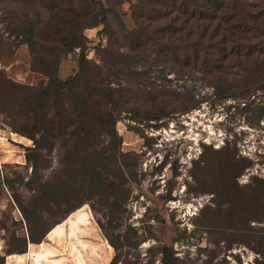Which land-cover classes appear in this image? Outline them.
I'll return each instance as SVG.
<instances>
[{
  "label": "rangeland",
  "instance_id": "374dc122",
  "mask_svg": "<svg viewBox=\"0 0 264 264\" xmlns=\"http://www.w3.org/2000/svg\"><path fill=\"white\" fill-rule=\"evenodd\" d=\"M146 1L111 3L108 28H84L85 47H64L56 76L77 74L85 58L92 76L99 65L98 74L107 76L104 85H114L106 73L111 60L106 48L130 50V32L147 23L151 29L179 26L174 14L170 17L176 21L140 17L134 6ZM221 2L218 18L229 14L231 24L237 23L235 17L245 23L227 43L224 51L233 56L225 65L209 72L190 67L175 71L158 60L147 78L143 71L130 78L133 86L122 74L121 85L130 87L128 108H104L114 116L116 135L94 128L99 138L95 134L80 154L72 147L73 127H62L54 116L52 131L61 134L53 149L40 150L36 158L45 180L55 179L65 167V190L53 195L52 213L38 207L39 229L62 220L70 204L81 202L47 232L52 241L43 239L47 246H61L60 251L43 244L30 253L29 247L33 261L28 264H108L113 256L116 264H164V248L170 250L172 264H264V79L248 75L264 71V21L253 22L264 11V0ZM58 3L0 0V141L22 155V163L15 156L0 166V182L10 180L7 186L0 184V255L6 253L12 232L28 239L10 193L31 194L18 178L30 175L24 155L33 142L18 131L31 130L40 115L29 111L33 96L24 87L48 81L38 56L58 48V16L72 18L61 13ZM151 6L154 15L165 7L161 1ZM27 27L32 28L30 40H36L34 49L24 42ZM151 41L139 48L148 49ZM152 109L165 115L150 119Z\"/></svg>",
  "mask_w": 264,
  "mask_h": 264
},
{
  "label": "trees",
  "instance_id": "16d2710c",
  "mask_svg": "<svg viewBox=\"0 0 264 264\" xmlns=\"http://www.w3.org/2000/svg\"><path fill=\"white\" fill-rule=\"evenodd\" d=\"M115 1L59 0L58 9L61 10V13H70L72 18L58 16L56 27L61 30L58 36V48L51 47L50 50H42L38 56V61L43 64V70L48 76V81L37 87H24L33 96L32 107L29 111L40 115L38 124L34 125L31 130L18 131L29 137L33 142V146L28 147L24 155L32 167L30 175L26 179L24 177L18 178L21 185L23 184L31 194L29 197L18 196L13 192L10 195L22 215L28 232V240L32 243L41 242L46 233L55 224L65 219L81 202L77 201L78 204H70L63 212L62 220L55 221L51 227L39 229L41 215L38 207L52 213L56 210L50 203L54 200L53 195L65 190L66 178L62 173L65 167H60L55 179L45 180L42 179L40 173L42 168L39 164L40 158L39 156L36 158L40 150L47 149L50 151L53 149L54 139L61 134L52 131L55 127L54 116L59 117L60 121L58 122H61L62 127H73L71 133L73 135L72 147L80 154L90 145V140L95 138V134L99 138V134L96 131L93 132L94 128H97L96 130L99 132L106 131L107 135H116L114 116L112 113L107 114L104 112V108L108 104L111 108H115L118 104L126 107L128 105L126 103L129 102L130 87L127 88L121 85L119 76L123 74L124 79L133 86L134 81L132 82L130 78H137L140 71H143L144 76L147 78L149 70L151 71L158 60L176 67L175 71H183L188 67L197 68L203 72H209L213 68L218 69L225 65L230 56H233L231 51H224L227 43L233 41L232 37L236 33H240V28L245 29V26H243L245 23L237 17L234 18L237 20V23L234 24L229 22V14H223L218 18L217 10L222 7L221 0L220 2L219 0H147L144 5L134 6V11H136L135 8L140 9V13L138 12L140 17L149 14L151 22L167 18L177 19V21H174L178 22L179 26L167 23V26L151 29L147 23V26H142L139 30L134 29L130 32L131 37L128 38L130 50L120 52L106 48L108 55H111V60L106 66V73L113 79L111 82L114 85L108 83L104 85L107 76L103 77L102 73L98 74L101 70L99 65H95L96 74L92 76V71L88 68V61L85 58L82 59L80 71L77 74L67 76L64 79L57 77V64L64 47H67L66 51L75 47L83 49L85 47L82 36L84 28L103 24V28L107 29V13L112 9L111 3ZM160 1L165 6L164 10H157L155 15L154 13L151 14L150 10H153V8L152 6L148 7V5ZM139 2L141 3L142 0H139ZM59 10L57 11L58 15H60ZM63 10L64 12H62ZM171 14H174V19L170 17ZM263 17L264 11H259L257 15H254L253 22L256 26L264 21ZM23 29L25 35L28 36L23 41L27 42L30 49H34L36 40H30L29 37L33 34L32 28ZM151 38H153V41H151L148 49L139 48L141 45L149 43ZM250 62L254 61L250 59ZM40 72L42 71L40 70ZM248 75L251 79H254V75L264 79V71L263 75L253 71H250ZM102 84L106 87L105 91ZM148 112L150 119H159L165 115L162 109H152ZM97 163L96 165H98ZM81 164H84V162L81 161ZM9 182L10 180L7 177H3L0 184L7 186ZM16 222H20L22 225V220ZM48 240L51 239L48 238ZM16 242L22 245L15 244ZM26 244L27 239L25 237H18L12 232L10 242L6 244V254L23 253L26 251ZM33 248V246H30V253L33 252ZM50 250L52 251V249ZM162 261L164 264H172V254L168 248L163 249ZM3 263L4 255H0V264ZM108 264H116V257L113 256Z\"/></svg>",
  "mask_w": 264,
  "mask_h": 264
},
{
  "label": "crops",
  "instance_id": "0c3cea01",
  "mask_svg": "<svg viewBox=\"0 0 264 264\" xmlns=\"http://www.w3.org/2000/svg\"><path fill=\"white\" fill-rule=\"evenodd\" d=\"M4 139H6V136L3 137ZM17 139V138H16ZM17 142H21L22 140H19V138L17 140H15ZM22 143V142H21ZM17 156L16 162L17 163H22V155H20L15 148H10L5 142L4 140L0 141V166L2 165L3 162H6L7 160H11V161H15L14 157ZM1 170V168H0ZM7 200V198H6ZM46 238L47 233H46ZM48 239V238H47ZM52 241V240H49ZM46 243L45 247H49L50 249H52V251H60V247H54V246H47V241L42 240L39 243H32L27 239V244H26V251L24 253H11V254H6V253H2V255H4V263L3 264H28L29 261H33L32 260V256L28 254L29 251V247L33 246L34 250L39 249L40 245H43ZM2 247V246H1ZM29 255L28 258H26V255ZM58 259V258H57ZM57 259H54L55 261H58ZM62 260V257L60 258V261ZM30 263V262H29ZM33 262H31L32 264ZM35 264V263H33Z\"/></svg>",
  "mask_w": 264,
  "mask_h": 264
}]
</instances>
